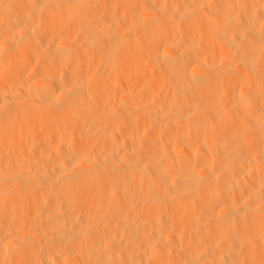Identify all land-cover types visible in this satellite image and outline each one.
Returning a JSON list of instances; mask_svg holds the SVG:
<instances>
[{
    "label": "bare ground",
    "instance_id": "bare-ground-1",
    "mask_svg": "<svg viewBox=\"0 0 264 264\" xmlns=\"http://www.w3.org/2000/svg\"><path fill=\"white\" fill-rule=\"evenodd\" d=\"M12 142L7 264H264V0H0Z\"/></svg>",
    "mask_w": 264,
    "mask_h": 264
},
{
    "label": "rangeland",
    "instance_id": "rangeland-1",
    "mask_svg": "<svg viewBox=\"0 0 264 264\" xmlns=\"http://www.w3.org/2000/svg\"><path fill=\"white\" fill-rule=\"evenodd\" d=\"M27 63H25V65H26ZM29 64V63H28ZM28 64L25 66L24 64H22V62H21V74H22V78H23V80H24V83L25 84H27V86L29 85V86H33V85H31L32 83L31 82H35V80H36V76H34V75H32V73H30V72H28V68H29V66H30V64H29V66H28ZM23 65V66H22ZM29 74V75H28ZM23 75H24V77H23ZM29 76V77H28ZM29 78V80H28V78ZM25 78V79H24ZM25 80H26V82H25ZM29 83V84H28ZM20 140V139H19ZM42 140V143L41 142H37V146H38V144H39V146H38V148H37V152L39 151V154L37 153V159H39L40 158V154H41V152H42V149L43 148H45L46 147V143H47V140L45 139H41ZM40 140V141H41ZM46 142V143H45ZM45 144V145H44ZM14 145V146H13ZM41 145V146H40ZM45 146V147H44ZM41 147V148H40ZM7 148H9V149H7ZM6 149H7V153H8V155H4L3 156V158L2 157H0V165L1 164H6L7 162L10 164L9 166H13L14 164H15V166L14 167H12L11 166V169H15L16 168V163H15V157H16V154H14L15 153V151H13V153H12V149L14 148V149H16V145H15V142H12L8 147H7ZM10 149H11V151H10ZM0 150H1V145H0ZM10 151V152H9ZM1 152V151H0ZM12 153V154H11ZM11 156H10V155ZM12 155H13V157H12ZM15 155V156H14ZM8 156V157H7ZM39 156V157H38ZM11 157V158H10ZM9 159L8 161H7V159ZM13 158V159H12ZM6 160V161H5ZM13 160V161H12ZM8 163H7V165H8ZM12 163H14V164H12ZM43 167V168H42ZM36 168L38 169H40L39 170V177H40V174L42 173V171L44 170V164H42L41 162L39 163V161L36 163ZM39 177L37 178V180H39L38 181V184L39 183H41V180L39 179ZM4 245V244H3ZM2 245V248H1V252H3L4 253V246ZM0 252V253H1ZM2 254V253H1ZM0 254V264L1 263H3V261H4V263L3 264H7V262L8 261H6V260H3L2 258H1V255ZM5 259V258H4ZM10 264V263H9ZM166 264H172V263H168V262H166Z\"/></svg>",
    "mask_w": 264,
    "mask_h": 264
}]
</instances>
